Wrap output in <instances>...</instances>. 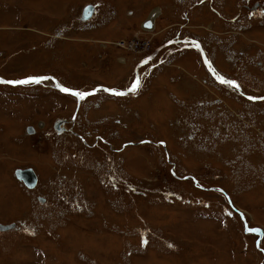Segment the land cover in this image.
Segmentation results:
<instances>
[{
  "label": "rangeland",
  "instance_id": "obj_1",
  "mask_svg": "<svg viewBox=\"0 0 264 264\" xmlns=\"http://www.w3.org/2000/svg\"><path fill=\"white\" fill-rule=\"evenodd\" d=\"M253 2L0 0L8 78L123 91L157 51L124 95L0 86V223H16L0 230V264H264V234L251 233L264 232V14ZM58 118L71 131L57 132ZM28 167L31 188L15 175Z\"/></svg>",
  "mask_w": 264,
  "mask_h": 264
},
{
  "label": "water",
  "instance_id": "obj_2",
  "mask_svg": "<svg viewBox=\"0 0 264 264\" xmlns=\"http://www.w3.org/2000/svg\"><path fill=\"white\" fill-rule=\"evenodd\" d=\"M94 8L95 6L93 4H89V5H86L84 10H83V13H82V19L83 20H87L88 18L92 17L93 13H94ZM157 15V11H152L151 14L149 15V17L146 19L145 21V24L144 26L147 27V28H153L154 27V19ZM199 50L203 56V58L205 59V61L207 62L208 64V60L206 59V56H205V51L204 49L202 48V46H199ZM154 56H152L153 58ZM27 79V78H25ZM54 80H56L55 78H53ZM0 80L2 81H17V80H8V79H5V78H2L0 77ZM21 80H24V79H21ZM6 84H10V83H6ZM10 85H19V84H10ZM56 88L62 90V88H67L65 86H60V85H56L55 86ZM106 91L108 92H111V93H128L127 91H119V90H115V89H112V88H108V87H105V86H102ZM70 89V88H68ZM71 91L69 92H66V93H70V94H73L75 92H80L78 90H74V89H70ZM239 90H241L239 88ZM96 90H93L91 92H83V93H94ZM65 92V91H63ZM81 93V92H80ZM244 94V93H243ZM74 95V94H73ZM77 98H78V102H80V97L75 95ZM249 98H253V99H257L256 97H252L250 95H247ZM79 104V103H78ZM27 130L29 133H32L34 132V127L33 126H28L27 127ZM132 143V142H131ZM15 175L17 176L18 179L22 180L28 187H34L37 182H38V177H37V174L36 172L34 171L33 168L31 167H28V168H18L15 170ZM16 227V223L15 222H12V223H9V224H2L0 223V230H9V229H13Z\"/></svg>",
  "mask_w": 264,
  "mask_h": 264
},
{
  "label": "flooded vegetation",
  "instance_id": "obj_3",
  "mask_svg": "<svg viewBox=\"0 0 264 264\" xmlns=\"http://www.w3.org/2000/svg\"><path fill=\"white\" fill-rule=\"evenodd\" d=\"M246 8H248V10H250L251 13L253 14H256V15H262L264 14V0H254V2L252 4H248V5H245ZM92 18V17H90ZM90 18H88L87 20H89ZM151 53H148L146 55H144L143 57L140 58L139 60V63L134 67V76L136 77V67H138V72H139V68H141L142 65L140 64H145V61H147L146 63L148 62H151L154 58H150ZM0 76H3L7 79H22V78H29V77H48L49 79H45V80H42L40 83H28V84H20V85H16V86H13V85H9V84H5V83H0V86H9V88H12V87H18V86H22V87H35L36 88V91H38V88H46V87H50V88H53L54 90L58 91L56 88L53 87L54 83H55V80L53 78H57L59 80V82H61L62 84L66 85L64 82H63V79H61L59 76H56L55 74H52V73H42V72H37V73H29V76H24V77H20V78H8L7 76L5 75H1ZM37 84H40L41 86H35ZM66 86H69V85H66ZM69 87H73V86H69ZM14 89H18V88H14ZM50 91V90H49ZM49 91H45V93L49 92ZM13 93V90L11 91ZM20 93H24V92H20ZM44 92H42L41 90L39 92H36L34 95H31L33 97H37V96H42ZM71 121V120H70ZM59 126L62 125V123H58ZM66 127V128H65ZM64 128H61V134H66L68 132L66 131H71L70 128H68L67 126H65ZM55 129L56 131L58 132V129H57V126H55ZM70 134L73 133V132H69ZM74 134V133H73ZM71 134V135H73ZM76 136H78V133L76 134ZM84 141V140H83Z\"/></svg>",
  "mask_w": 264,
  "mask_h": 264
},
{
  "label": "snow or ice",
  "instance_id": "obj_4",
  "mask_svg": "<svg viewBox=\"0 0 264 264\" xmlns=\"http://www.w3.org/2000/svg\"><path fill=\"white\" fill-rule=\"evenodd\" d=\"M198 46V45H197ZM45 79H49L48 77H31V78H28V79H24V80H17V81H2L0 80V83H10V84H28V83H40L42 80H45ZM221 82H225L223 79L221 80ZM228 83H232V84H235V82H231L229 81ZM140 86V80L139 78L136 79V81L133 83L132 87L129 89V91L131 92H135ZM62 91H65V92H69L71 91L70 89L68 88H62ZM74 95H77L79 96L81 99L84 98V96L86 95H90L91 93H80V92H75L73 93ZM117 95H124L125 93H115ZM250 99H253V98H250Z\"/></svg>",
  "mask_w": 264,
  "mask_h": 264
},
{
  "label": "bare ground",
  "instance_id": "obj_5",
  "mask_svg": "<svg viewBox=\"0 0 264 264\" xmlns=\"http://www.w3.org/2000/svg\"><path fill=\"white\" fill-rule=\"evenodd\" d=\"M157 11V15H156V17L158 16V14H159V9L158 10H156Z\"/></svg>",
  "mask_w": 264,
  "mask_h": 264
}]
</instances>
